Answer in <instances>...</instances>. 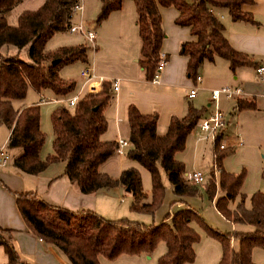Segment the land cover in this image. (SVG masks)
Wrapping results in <instances>:
<instances>
[{
    "label": "trees",
    "instance_id": "trees-1",
    "mask_svg": "<svg viewBox=\"0 0 264 264\" xmlns=\"http://www.w3.org/2000/svg\"><path fill=\"white\" fill-rule=\"evenodd\" d=\"M20 0H0V124L9 129L5 147L17 149L12 166L20 172L37 175L48 164L64 163L63 175L80 193L92 194L100 189L122 186L131 195L129 209L152 215L162 204L164 185L160 170L165 174L176 201L198 194V187L184 177L183 164L174 158L182 151L186 136L195 128L201 111L188 106L182 117L171 116L162 134L156 132L157 114H141L133 104L125 107L128 125L129 148L126 157L143 167L150 176V199L143 192L139 172L128 167L122 169L117 179L100 172L98 166L117 149V142L101 139L106 129L103 109L109 101V84L102 82L97 93H87L74 105L72 112L58 106L52 110V153L39 158L44 134L39 127L37 103H20L30 88L36 93L49 90L54 96H66L73 92L75 82L59 76L61 65L79 61L87 63L84 44L61 46L54 51L44 49L46 41L58 31L66 30L71 23V8L75 0H44L34 10L18 14L16 23L7 22L6 12ZM100 7L95 22L100 23L111 11L118 10L124 0H99ZM135 9V24L140 41L138 63L146 77L151 78L160 57L159 48L165 37L159 16V7H174L178 14L175 24L189 27L194 41L180 44V54L187 57L186 75L196 80L203 61L215 56L227 61L229 69L252 64L246 55L233 50L224 34L223 25L214 14L224 9L231 20H248L242 5L252 0H130ZM26 49V60L18 50ZM15 49L16 53H10ZM53 60L56 63L51 64ZM238 109L247 107L237 101ZM219 137L214 142L216 165L220 167L226 152H216ZM211 176V175H210ZM242 173L233 174L220 169L216 195L215 184L208 179L206 197L214 201L217 212L232 224H246L251 231L233 230L220 233L208 228L190 207L184 205L166 213L156 225H143L126 218L104 219L92 211L71 212L52 206L35 192L15 193V205L28 231L45 243L53 245L69 264H99L97 257L114 259L121 254L139 255L151 253L159 241L165 251L156 264H184L194 259L193 245L198 236L190 223L200 222L205 230L221 245V255L216 264H255L251 260L253 247L264 249V192L256 191L244 206L239 194ZM239 196L237 204L229 203ZM0 238V246L6 255L3 264H28L19 259L10 244V234ZM234 242V247L231 245Z\"/></svg>",
    "mask_w": 264,
    "mask_h": 264
},
{
    "label": "crops",
    "instance_id": "crops-1",
    "mask_svg": "<svg viewBox=\"0 0 264 264\" xmlns=\"http://www.w3.org/2000/svg\"><path fill=\"white\" fill-rule=\"evenodd\" d=\"M43 1L20 0L6 12V19L8 20L12 17V20H14L12 25H14L19 13L24 10H34ZM31 2L35 3V7L29 6ZM127 2L131 3V6H129L131 7L129 17L123 19L122 16H117L116 21L118 23L117 44L119 57L125 64L120 63V67L117 69L119 73H113V70L106 66H94L91 63L94 72L102 76L104 81L109 84L110 98L103 109L106 129L101 134V139L114 142L119 139L124 140L127 145L123 147V153L128 150V125L125 118V107L127 104H133L141 114L155 112L157 114L156 132L158 134H162L165 131L171 116L182 117L185 115L188 106L201 111L200 120L213 111L214 106L210 101V91L221 86L241 89L240 95L232 98L220 96L217 101V108L227 121L221 137L222 142L226 146L232 147V149L234 146L242 144L238 133V122L245 124L247 128L256 129V133L264 138V79L259 78L255 71V68L264 57V0H252L250 3L242 5V11L248 15V20H231L224 9H216L214 11L215 16L223 25V34L230 47L246 55L252 64L240 65L230 70L226 60L215 56L212 61H203L200 64L195 81L187 77V57L179 52L181 43L194 41L195 37L191 35L189 27L175 24L174 21L178 12L174 7H159L160 23L165 34L161 41L159 53L164 55L165 63L159 73V79L155 83L150 80L151 78L145 76L143 69L138 63L140 41L135 24L133 2L124 0L118 10L109 13L111 15L109 20L113 17L112 13L120 11L124 5L127 6L128 4H125ZM16 7L19 8L14 10ZM106 19L100 23L103 21L107 22L108 20ZM87 23L92 25L93 22ZM105 43L106 41H102L98 34L95 33L94 49L87 48L88 50L92 49V53L93 51L97 53L100 61H102L100 58L106 60L104 46L106 47L108 43ZM88 50L86 64L90 65ZM96 50L98 51L95 52ZM9 52L16 53V50L10 49ZM81 65L83 67L85 64L81 63ZM113 81L117 82L116 91L111 88ZM192 87H195V95L192 98H188L187 93ZM45 92L51 93L49 90H43L36 94L41 95ZM237 101H242L247 107L238 109L236 106ZM195 128H197V125ZM8 135L9 129L0 124V147L5 148L8 154V162L0 166V229L9 231L10 244L21 261L28 264H69L53 245L45 243L28 231L17 211L14 194L32 191L52 206L71 212L84 209L95 214H102L104 212V208L101 206V202L104 201L103 197L105 193L111 191L114 187L107 190L100 189L92 194L80 193L77 187L69 183L65 175H63L64 163L61 161L48 165L37 175L20 172L12 166L11 162L19 150L5 147ZM103 135L104 138H102ZM123 153L118 154L115 151L113 154L121 157V155H124ZM39 158L42 159L40 153ZM188 174L186 172L183 173L186 179ZM205 189L206 185L204 186V194ZM124 190L128 192L126 189ZM187 198L189 197L182 198L183 201L180 202L176 201L177 197L174 196L173 201L177 203L178 208L184 205L189 207L186 202ZM209 201L212 202L211 200ZM172 212L168 211L167 213L171 214ZM231 225L234 227L239 224L231 223ZM234 245V242H232L233 247ZM151 253L148 255L121 254L115 259H126L127 264H145V260L150 257ZM5 262L6 255L0 246V264ZM98 262L99 264H104L100 260ZM110 263L109 261L106 264Z\"/></svg>",
    "mask_w": 264,
    "mask_h": 264
},
{
    "label": "rangeland",
    "instance_id": "rangeland-1",
    "mask_svg": "<svg viewBox=\"0 0 264 264\" xmlns=\"http://www.w3.org/2000/svg\"><path fill=\"white\" fill-rule=\"evenodd\" d=\"M83 10L81 15L78 12H73L71 18V24H77L79 19L86 26L87 22H93V29L102 41H106L104 46L105 58L106 60H99L97 53L91 52L89 49V60L90 65L93 63L94 66H106L113 73L117 72L120 67V63L125 64L120 59L119 48H118V23L117 16H122L123 19H127L130 14L131 6L130 2L127 6L124 5L120 11L112 13L111 19L109 20V15L106 17L107 22L96 23V15L99 11V0H81ZM30 7H35V3H29ZM16 7L14 10H17ZM8 23L12 25L14 20L10 17ZM16 21V20H15ZM110 22V23H108ZM84 44L86 47L91 48L90 44L83 38L79 33H70L67 29L63 31L55 32L45 43L44 49L46 51H54L61 46ZM97 45V44H96ZM96 50L95 52H97ZM18 55L20 58L25 59L26 49L22 48L18 50ZM82 68L79 61L64 64L59 66L58 73L62 79L74 80L75 88L71 95L77 91L80 84L78 81V72ZM67 95V96H68ZM57 98L52 93L45 92L41 95H37L32 89H28L25 98L20 102L23 104L35 103L37 102L39 108V127L41 132L44 134V141L41 146L40 155L42 159L47 157L52 153L51 141H52V127L50 121V114L58 106L65 107L69 112H72L74 106H67L65 103H56L52 100ZM238 133L239 138L242 142L240 146H234L233 149L230 146H225L223 150H218L216 152H226L227 154L220 161V169L228 173L239 174L242 173V182L239 188V194L244 197V206L249 205V197L252 193L259 191L264 192V138L257 134L256 129L247 128L245 124L238 122ZM197 128L192 130L185 139L184 148L182 151L175 153V158L180 160L183 164L184 172L191 173L192 171H199L203 175V182L198 185L188 182L194 186H199L198 194L191 196L186 199L187 204L191 209L195 211L203 223L210 229L215 230L220 233H231L233 230H243L251 231L252 227L250 225H231L228 220L224 219L214 208V201H209V199L204 194V186H207L208 179L211 180L216 186V195L220 194L217 186L218 181V171L213 170V148L212 142L208 139H203L197 141ZM104 138V135L102 136ZM222 142V141H221ZM126 151L121 155V157L116 154L111 155L105 159L99 166L98 170L107 174L112 179H117L120 171L122 169L133 167L139 172L141 187L143 192L147 195V199H150L151 192V182L149 173L134 161L129 160L126 157ZM59 162V161H58ZM56 163V162H54ZM53 164V163H50ZM48 164V165H50ZM47 165V166H48ZM53 166V165H52ZM46 168V167H45ZM218 168V167H217ZM211 175V176H210ZM161 181L164 185V196L162 204L156 209L152 214H146L141 212H135L129 209L131 203V195L125 192L124 188L120 185H116L114 189L105 193L101 206L104 208L102 214L98 216L108 219L117 220L120 218H126L130 221L141 223L143 225H156L164 217V215L169 212H174L177 207V203L173 201L174 195L171 192V187L167 181V178L162 170H160ZM102 196L101 194H99ZM98 198V197H97ZM102 198V197H100ZM239 200V196H236L230 203L229 206L233 208ZM105 202V203H104ZM191 227L194 229L198 236V241L193 245L194 259L190 263L184 264H216L221 255V245L217 239L212 237L204 228V226L197 220H193L190 223ZM0 238H7V234L0 232ZM231 240V245H232ZM164 243L159 241L154 247L150 257L145 260V264H156L157 258L164 253ZM97 260L101 263L106 264H127L126 259H106L102 256H98ZM251 260L255 264H264V249L259 247H253L251 251Z\"/></svg>",
    "mask_w": 264,
    "mask_h": 264
},
{
    "label": "built area",
    "instance_id": "built-area-1",
    "mask_svg": "<svg viewBox=\"0 0 264 264\" xmlns=\"http://www.w3.org/2000/svg\"><path fill=\"white\" fill-rule=\"evenodd\" d=\"M72 14L73 12H78L81 14L82 12V3L81 0H75L74 5L71 8ZM67 30L70 33H79L86 41L90 44L91 48H94V39L95 32L93 30V26H86L82 23L81 19L77 22V24H69ZM159 63L151 76L152 82H157L159 79V73L164 66L165 59L164 55L159 53ZM256 74L259 78L264 79V57L261 59L260 64L255 68ZM197 79V77H196ZM78 81L80 82L77 91L71 95L61 96L54 98L52 101L56 103H65L67 106H74L76 102L82 98L84 94L87 93H97L101 90L102 82H104V78L102 76L97 75L93 67L89 64H85L78 72ZM111 88L113 91L117 90V82L113 81L111 84ZM241 93V89L238 87H230V86H221L219 88H214L210 91V101L212 102L214 108L213 111L210 112L207 116L202 117L197 123V141L208 139L212 142V146H214V142L217 137H219V141L217 143V149L223 150L226 146L223 142H221V137L223 131L226 127V119L224 118L222 112L217 108V101L220 96L224 98H232L234 96H238ZM195 95V87L189 89L187 93L188 98H192ZM117 149L116 152L118 154L123 153V147L127 145V142L124 140H117ZM213 170L220 172V168H217L216 165V153L213 152ZM8 162V154L5 151V148L0 147V166L5 165ZM187 179L198 185L203 181V175L199 171H192L188 174Z\"/></svg>",
    "mask_w": 264,
    "mask_h": 264
},
{
    "label": "water",
    "instance_id": "water-1",
    "mask_svg": "<svg viewBox=\"0 0 264 264\" xmlns=\"http://www.w3.org/2000/svg\"><path fill=\"white\" fill-rule=\"evenodd\" d=\"M57 62V60H53L52 62H51V64H54V63H56ZM127 190V189H126Z\"/></svg>",
    "mask_w": 264,
    "mask_h": 264
}]
</instances>
